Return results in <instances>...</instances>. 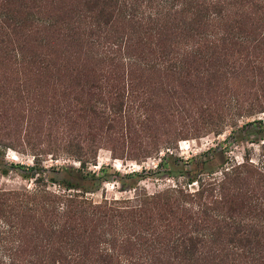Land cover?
Listing matches in <instances>:
<instances>
[{"label": "rangeland", "instance_id": "1", "mask_svg": "<svg viewBox=\"0 0 264 264\" xmlns=\"http://www.w3.org/2000/svg\"><path fill=\"white\" fill-rule=\"evenodd\" d=\"M83 1L26 0L29 8L21 17L32 13L57 24L65 20L67 25L17 28L9 50L20 48L27 61L38 60L34 67L20 63L12 53L0 54V192L44 191L59 196L68 193L58 185L60 180L75 181V172L81 171L88 178L80 181V195L89 202H106L111 209L137 208L144 195L174 185L185 186L189 193L195 191L196 185L187 187L185 175L179 172L182 161L192 157L205 161L200 175L204 180L219 177L230 163L241 160L264 172L263 68L257 75L241 80L207 73L194 64L196 71L188 79L175 80L163 71L144 68L142 59L122 56L107 60L78 38L76 34L81 30L69 22L76 8L83 10ZM3 34L0 30V41L5 39ZM128 90H134L133 101L141 102L140 120L133 113L136 117L128 124L124 119L112 123L95 114L108 108L115 110L113 106L122 103L130 105L125 100ZM250 104H254V111H249ZM238 107L242 110L237 111ZM215 125L221 126L219 134L214 133L218 128ZM194 130L200 134L193 135ZM91 149L94 158L82 168L78 154ZM167 156L174 159L173 173L157 175L154 172L160 159ZM27 167L36 168L34 178L22 176L31 173ZM62 168L73 170L75 176L59 171ZM2 170L7 171L3 174ZM41 216L26 208L21 216L11 218L21 220L29 230L39 228ZM149 216L168 214L160 209ZM107 220L99 227H94L98 223L94 222L89 231L105 233L106 240L108 233L115 234L116 244H121L117 220ZM135 230L130 227L125 231L133 235ZM89 252L96 254L91 248ZM128 252L127 247L120 246L119 251L117 247L119 256L113 259L114 264L134 259L136 253ZM91 257L94 260L95 256ZM167 258L159 257L155 263L177 264ZM212 262L199 259L188 264H217Z\"/></svg>", "mask_w": 264, "mask_h": 264}, {"label": "trees", "instance_id": "2", "mask_svg": "<svg viewBox=\"0 0 264 264\" xmlns=\"http://www.w3.org/2000/svg\"><path fill=\"white\" fill-rule=\"evenodd\" d=\"M82 7V11L75 9L69 22L81 30L76 36L107 60L122 56L142 59L144 68L163 71L175 80L188 79L196 71L194 64L207 73L241 80L264 69V0H84ZM28 8L26 0H0V30L5 37L0 41V54L12 53L20 63L34 67L38 60L27 61L20 48L9 50L17 28L31 29L33 24L35 28L38 24L53 28L67 22L57 24L32 13L21 17ZM133 91L126 92L130 105L122 103L113 106L115 110L95 114L112 123L124 119L128 124L136 116L140 120L142 105L132 100ZM248 109L254 111V104ZM215 126L214 133L219 134L221 126ZM194 131L193 135L200 134ZM92 151L78 154L82 168L94 158ZM173 160L172 156L160 159L154 173L171 175ZM204 164L199 157L181 163L179 172L185 175L187 187L196 185L195 191L189 193L185 186L174 185L144 195L137 208L111 209L106 202H89L80 195V181L88 178L81 171L75 172V181L60 180L58 185L68 193L59 196L44 191L0 192V264H114L120 246L127 247L130 255L136 253L125 264H156L155 260L164 256L177 264L199 259L217 264H264V172L241 160L230 163L219 177L204 180L200 176ZM26 170L31 173L23 177L37 174L34 167ZM59 171L73 173L68 168ZM70 190L75 192L70 194ZM26 208L42 214L39 228L28 230L21 220L11 218L21 216ZM160 209L168 216H149ZM107 218L116 219L121 228L120 246L115 234L108 233L106 240L105 233L89 231L94 222H98L94 227H99ZM158 221L166 224L157 225ZM130 227L136 229L135 234L126 233ZM90 248L96 254L90 253Z\"/></svg>", "mask_w": 264, "mask_h": 264}]
</instances>
